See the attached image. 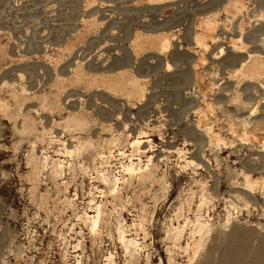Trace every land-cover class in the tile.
Segmentation results:
<instances>
[{"label": "rangeland", "instance_id": "1", "mask_svg": "<svg viewBox=\"0 0 264 264\" xmlns=\"http://www.w3.org/2000/svg\"><path fill=\"white\" fill-rule=\"evenodd\" d=\"M199 18L216 24L203 64L195 44ZM163 36L171 43L167 51L159 46ZM232 39L243 49L234 48ZM250 63L260 77L234 75ZM114 78L118 93L102 87ZM130 82L144 84L143 97ZM196 82L212 85L208 125L224 139L219 145L197 124L202 94ZM0 100L12 111L22 104V115L9 119L0 113V264H105L110 252L116 264L127 263L115 213L96 237L79 217L94 215L92 196L102 199L94 175L79 171L70 181L67 170L53 179L49 166L39 169L44 156L68 160L63 143L73 149L88 139L109 138L106 129L129 134L131 141L147 132L141 164L151 155L156 177L164 174L169 189L135 181L123 190L122 222L144 246L138 264L147 258L148 264H169L170 255L172 264H188L198 237L190 238L187 227L176 244L188 243L184 251L173 247L168 232L194 220L202 186L212 201L202 214L213 229L192 264H264V184L251 190L243 177L264 178V0H0ZM24 117H32L37 129H22ZM69 118H84L87 125L68 127ZM130 146L121 147L126 156L113 150L118 170L132 153L137 158ZM185 160L195 162L188 166ZM190 193L192 210L176 218ZM231 205L237 211L227 222ZM141 206L143 227H130Z\"/></svg>", "mask_w": 264, "mask_h": 264}, {"label": "bare ground", "instance_id": "2", "mask_svg": "<svg viewBox=\"0 0 264 264\" xmlns=\"http://www.w3.org/2000/svg\"><path fill=\"white\" fill-rule=\"evenodd\" d=\"M232 7L236 8V10H241L240 8L242 6H239L237 2H234ZM225 10H227V9H225ZM234 17H235V15H234ZM211 19L207 20L206 18H199L198 21H197L198 31H197L196 36H195V44L197 45L198 48H200V50L202 52L201 54H199V57H198L199 64H203L205 62L203 52L207 49L206 40L207 39L214 40L213 36H215L214 33L216 31V27H215L216 24L214 25V22ZM230 41H231L232 45L234 46V48L243 49V47H244L243 43L238 45L239 42L237 43V41H235L234 39H232ZM170 44L171 43H170V40H169L168 37L163 36L162 38H160L159 46L162 49V51H167L170 48ZM219 51H221V50H219ZM251 64L252 63H250L247 66L241 65V68L237 69L234 75L237 76L238 74H240V77H247V78L248 77L252 78V76H257L258 77L259 75H261L262 73L253 72L251 70V67H250ZM168 68H169V66H168ZM214 76H216V75H214ZM255 79H258V78H255ZM238 80H239V78H238ZM103 83L104 84H102V87L110 90L113 93H118V85L120 84V82L118 81V78H114L112 81H109L108 83L107 82H103ZM196 84L198 85L199 90H200V92L202 94V103L198 107V109L196 110V114H197V117H198L197 124L200 127H205L207 129V132L209 133L210 138L216 144L219 145L220 143H223L224 139L218 133H214L212 131V127L208 125V120H209L208 114H207L208 102H207L206 97H207V94H208L209 90H211V86L212 85L210 83H207L206 87H201L198 82H196ZM129 85L131 87H140L138 92L140 93V95L142 97L144 96L145 87H144L143 83H139V82L132 83V82H130ZM21 107H22V104L16 103V108H15L14 111H12L11 106L9 105L8 102L0 100V113H2V115H4V116H8L9 119L10 118H14L17 115H22L21 114ZM16 120H17V118H16ZM85 121H87V120L84 119V118H82V119L69 118L66 121V125L68 127L72 126L74 129H81L82 127H85L87 125V122H85ZM70 123H71V126H70ZM22 129H25L28 132H32L34 129H37L35 127V125H34L32 117H29V118L28 117H24L23 118ZM103 129H106V127L103 126ZM110 129H112V128H110ZM106 130L110 133V137L109 138L100 137L96 141L88 139L85 142L76 143V145L74 146L73 149H68V148H70L69 147L70 145L67 148V145L64 144L63 142H61V143H63V151L61 152V154H64L65 157L68 158V160L67 159L66 160L65 159L61 160L59 158L58 159H52L50 157L51 158V162H48V160L50 158L48 156H44L43 157V161L41 162V165L39 166V169L42 170V169H44V168L49 166L50 175H51V177L53 179H57L59 177L61 178L63 175H65V172L67 170L69 172V174L71 175L70 176V181L74 180L76 178V176H78L79 171L82 174L94 175L92 177V179H94V181L99 183V185L101 186L100 188H99V186H95V187H96V189L99 190V192H98L99 196L98 197L102 198V199L100 201H98V200L95 201V197L92 196L94 194H92L91 195L92 198L90 197L91 198L90 202H88L89 200L87 202L90 203L89 204V208L94 210V215L90 216L87 212L83 211L84 212L83 215L79 216V217L82 218V221L85 224V226L88 228L89 233L92 236L96 237V236L100 235L101 227L104 224L106 225L108 223V221L110 220V218L112 217V215L115 213L117 215L116 216L117 239H118V243L122 247L123 257L125 258V261H127V263H125V264H138L139 261H140V257H141L140 252L144 249V246H143V242H140V240H139L138 236L136 235V233H135V235L131 234V230L132 229L131 228L128 229L126 227V223L122 222V221H124V219H123L121 213L126 208L125 202L121 201L123 190H126L128 187H130L133 184V182H135V181L139 185H144L146 182H157L158 184H160L161 190L166 193V190H167L166 183L167 182L165 180V175L164 174L162 176H160L159 178L156 177L157 165L153 163V161H152L153 159L151 158V155H150V157L147 160L145 159L146 160L145 164H143V163L141 164V154L143 153V152H141L142 151L141 150V146H142L141 144L144 143V142H142V138H144L146 136L147 132H143L141 130L142 131V132L140 131L141 132L140 133L141 136L138 137V138H134V140L131 141V140H129V137H130L129 134H126L124 132L119 133L118 131H116L114 129H112V130L106 129ZM44 131L42 133L39 132L38 135L42 136L44 134ZM125 143H127L128 145H131L130 148H132L133 152H137V158L134 157L135 156L134 153H132V154L130 153L131 155H129V157H130L129 163H127V164L126 163L125 164H121L120 163L121 164V169L118 170V167H115V164H112V158L114 159L116 157L113 154V150L117 149V151L119 152L120 156L121 155L122 156L123 155L126 156V154L121 151V149H122L121 147ZM146 143H148V141ZM212 147H214V146H212ZM31 148H33V147H31ZM213 151H214V149H213ZM85 154H87L89 156L88 161L80 163L78 161V158L83 156V155H85ZM181 154H183V153H181ZM185 157H186V155H185ZM31 158H32V156H31ZM39 160H37V161L39 162ZM194 162L189 160V161H186V164L189 166V164H194ZM183 164H185V163H183ZM184 169H186V167ZM229 172H231V171H229ZM236 174H238V173H236ZM243 177H244V182H245L244 186L246 185L247 187H249V189L251 188V190L255 186H257L258 184H264V178L263 177L262 178H255V179L251 178L249 175H245ZM89 178H90V176H89ZM232 179H230V180H232ZM232 182H234V181H232ZM202 187H203L202 192H201V194L199 196V199L197 200L198 202L196 204V210H195L196 213L194 212L195 213L194 214V220H190L189 218H187L184 221L183 224H178L177 226L172 227L171 230H169V232H168L171 235V240L174 243L173 247L178 246L176 244L183 237V234H184L185 230H187V227L189 228L188 231H189L190 238H194L196 236L198 237V239H196V240L194 239V241H193V245L195 247H194V250H192L193 254L189 258L188 264H192V261L194 259H196V257H198V255L199 256L201 255L200 254L201 253L200 250L203 247V245L205 244V242L207 241V237L209 236V234L212 232V229H213V224H211L210 221L207 218H205L203 216V214H202V210L204 209V207H208L210 205V202H212L211 199H210L211 197L209 196V193H207L206 190H205V186H202ZM93 189H95V188H93ZM256 189L258 190V188H256ZM262 192H264V191H262ZM212 193L213 192H211V194ZM109 197H112V202H110L111 207H109L108 204H107ZM193 198H194V193H190L189 196L187 198H185L179 204L178 209L176 208L177 209L176 218L181 217L183 215L182 213H183L184 210L185 211L192 210L191 209V205L193 203ZM241 200H243V199H241ZM68 201H70V200H68ZM118 201H121V203L119 204V207H118V203H117ZM70 203L72 204L73 207H75V203L73 201H70ZM237 204H239V203H237ZM69 206H71V205H69ZM241 206H242V204H241ZM138 209L140 210L139 211L140 214L138 215V222L133 223L132 225H130V227H133V228L137 227V226L139 228L143 227L145 207L141 206ZM240 210H243V209L240 208ZM233 211H235V212L237 211V208L233 207V205L229 206L226 209V221L227 222L230 221V218H231V216L233 214L232 213ZM239 213H241V212L239 211ZM170 221H171V219H170ZM233 221H236V220H233ZM83 223H82V225H83ZM223 223H225V222H223ZM222 225L224 226L225 224H222ZM105 228H106V226H105ZM221 229H222V227H221ZM79 233H76V234H79ZM187 234H188V232H187ZM165 236H167V235H165ZM166 238H168V237H166ZM167 240H169V239H167ZM11 241H12V239H11ZM76 244H77V242H76ZM77 246H79V245H77ZM184 246H185V244H184ZM178 247L183 249L184 251H187V249L190 246L187 243V245L185 247H182L180 245ZM16 248H19V247H16ZM19 251H21V250H19ZM1 255H2V253H1ZM20 256H21V253H20ZM144 257H145V254H144ZM170 257H171V255L169 256V259H168L169 260V264H172L171 262H172L173 256H172V258H170ZM146 260H147L146 264H148L150 259L147 258ZM78 264H81V262L78 261ZM105 264H116L115 255L113 253L110 252L109 255L106 256ZM161 264H164V262L161 261Z\"/></svg>", "mask_w": 264, "mask_h": 264}]
</instances>
